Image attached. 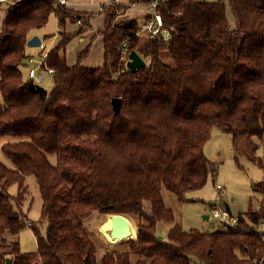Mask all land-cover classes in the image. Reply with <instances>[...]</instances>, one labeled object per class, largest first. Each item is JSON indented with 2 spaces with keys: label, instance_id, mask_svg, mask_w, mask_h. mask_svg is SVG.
<instances>
[{
  "label": "trees",
  "instance_id": "trees-1",
  "mask_svg": "<svg viewBox=\"0 0 264 264\" xmlns=\"http://www.w3.org/2000/svg\"><path fill=\"white\" fill-rule=\"evenodd\" d=\"M152 1L100 5L99 65L83 63L90 42L75 62L64 56L67 42L90 29L95 12L57 0H12L4 10L0 137L26 139L1 146L13 166L0 160V264L6 258L10 264H264V179L251 184L261 194L258 207L237 213L225 230L184 229L162 194L183 202L186 192L205 184L210 160L203 145L212 127L230 134L236 156L264 165L255 140L264 136V0H229L235 28L223 0H156L167 39L137 34L135 18L117 20L128 5ZM51 13L60 38L45 57L39 53L42 67L52 69L48 91L24 77L21 66L31 56V32ZM65 20L78 28L64 31ZM133 49L145 64L130 71L125 62ZM113 97L121 99L117 113ZM28 174L41 198L36 221L19 209ZM13 183L16 195L7 190ZM93 211L131 217L137 234L133 224L128 238L137 239L97 255L84 226ZM25 226L36 237L34 251H21L15 238Z\"/></svg>",
  "mask_w": 264,
  "mask_h": 264
},
{
  "label": "rangeland",
  "instance_id": "rangeland-1",
  "mask_svg": "<svg viewBox=\"0 0 264 264\" xmlns=\"http://www.w3.org/2000/svg\"><path fill=\"white\" fill-rule=\"evenodd\" d=\"M12 0H5L0 4V13H2L11 3ZM90 2L93 0H83ZM98 1V0H97ZM104 1V0H101ZM121 3L128 4V0H117ZM212 1V0H207ZM226 5V16L228 26L235 28L237 26V19L231 10L229 0H223ZM150 5L143 4H130L125 10L120 13L117 20L126 18H135L138 23L142 22L145 18V14L150 12ZM96 13V12H95ZM95 20L97 18L93 17ZM95 29L93 23H91L90 29ZM37 33L42 35H55L52 40V36L48 39H44L45 48L41 50L44 54L46 49L60 38V29L57 22V16L55 13H51L47 22L40 28L36 29ZM141 35V34H139ZM141 36H144L143 34ZM78 41L74 35L70 40ZM70 40L67 42L69 44ZM65 48V59L68 62H74L76 55H72L75 51L70 52L69 46ZM86 44V43H84ZM41 46V44H40ZM84 46V45H83ZM39 46L32 47L27 46L26 51L30 49L31 57L34 61L28 62L21 66V71L24 77H27L28 67H35L34 81L38 85L44 87L46 90H51L53 87V81L51 74L46 68L39 65L36 60H39ZM82 47V46H81ZM79 47V48H81ZM79 48L77 50H79ZM83 48V47H82ZM45 51V52H44ZM90 51V50H89ZM45 57V56H44ZM171 62L170 57L165 59ZM97 63H88L92 65ZM99 65V64H98ZM43 75L42 80H38V74ZM26 139L24 137H15L11 135H5L0 137V160L7 166L12 167V162L4 156L1 150V146L6 142H13ZM258 144L256 154L261 157L264 162V136L262 138H255ZM203 151L207 158L210 160V168L208 178L205 184L198 189L190 190L185 193L188 200L179 202L175 195L170 192L163 190V198L166 204L173 208L176 220L180 221L184 229L195 227L202 231H214V230H225L227 229L226 224L222 223L218 218L212 216V211L226 209L229 210L232 215H237L239 212L245 211L249 205L253 208H257L259 205V199L261 194L252 188V182L264 179V165H260L255 161L246 158L244 155H237L236 151L232 147L230 134L222 131L218 127H212L210 137L204 142ZM51 160H54V156H50ZM26 191L24 198L19 209L24 212L26 217L30 221H36L40 216L41 198L38 191L37 182L33 174H28L25 177ZM8 192L13 195L17 194V184H10L7 188ZM149 211L150 208L148 207ZM207 216V217H205ZM130 226L135 224L136 234L137 225L135 221L127 216ZM104 220V215L93 211L84 220V226L89 234L90 238L94 242L97 255H100L104 250L107 253H113L117 243H109L105 240L104 236L100 232V223ZM160 231L165 233L166 225L160 224ZM47 226V221L42 219L39 224V230L44 234ZM162 229V230H161ZM15 238L19 241L21 251H34L36 249V237L29 226L22 228L16 235ZM133 239L132 237L124 239L128 241ZM137 239L136 238L133 240ZM115 242V241H114ZM135 259V258H134ZM133 263V257H132Z\"/></svg>",
  "mask_w": 264,
  "mask_h": 264
},
{
  "label": "crops",
  "instance_id": "crops-1",
  "mask_svg": "<svg viewBox=\"0 0 264 264\" xmlns=\"http://www.w3.org/2000/svg\"><path fill=\"white\" fill-rule=\"evenodd\" d=\"M109 0H93L90 2H86L83 0H68V2L66 3V6H69L71 8H74L76 10H81V11H87V12H96L95 13V17L97 18V20H95L94 18L91 19V23L94 24L95 29H89L87 31H84L82 33L79 34H75L76 38L78 37L79 40H70L68 46H69V51H75L72 55H76V53L82 49V47H84L88 42L91 43L90 46V51L87 55V57L83 60L84 64H88V63H97V64H92V65H98L101 64L103 62V43H102V36L97 34V30L101 29L103 27V23H104V17L102 13H99L98 10L100 8V5L102 3H107ZM128 3V2H127ZM1 4V3H0ZM147 14V13H146ZM145 14V16H146ZM4 16V11L2 13H0V26H1V20ZM57 16V15H56ZM57 22H58V16H57ZM63 30L66 32H74L77 28H78V23L76 22H71L69 20H65L64 24H63ZM36 30L32 31L30 34V37L33 35H38L41 39L42 45L39 46V52H41V50H43L45 48V42L44 39H48L45 38L46 35H42L43 37L40 36L39 33L35 32ZM55 37V35H52V40ZM86 43V44H84ZM54 44V43H53ZM51 44L46 51L53 45ZM66 44V45H67ZM84 45V46H83ZM82 46V47H81ZM81 47V48H79ZM66 48V47H65ZM79 48V50H77ZM29 55H31V51L30 49L26 51ZM33 56V55H31ZM76 61V59H75ZM74 61V62H75ZM68 62V61H67ZM68 63H73V62H68ZM29 68V67H28ZM28 77V75H27ZM43 79V75L41 73L38 74V80H42ZM207 217V216H205ZM166 232V230H165ZM163 234V233H162Z\"/></svg>",
  "mask_w": 264,
  "mask_h": 264
},
{
  "label": "water",
  "instance_id": "water-1",
  "mask_svg": "<svg viewBox=\"0 0 264 264\" xmlns=\"http://www.w3.org/2000/svg\"><path fill=\"white\" fill-rule=\"evenodd\" d=\"M41 39L38 35H33L27 40V46L37 47L40 46ZM144 59L133 49L128 53L127 60L125 62L126 67L130 71L144 66ZM121 99L119 97H113L111 99L112 108L115 113L118 112ZM128 217L121 213H110L104 215V220L100 223V232L104 236L105 240L109 243H117L130 234V226L128 223ZM115 241V242H114ZM4 264H10V260L6 258Z\"/></svg>",
  "mask_w": 264,
  "mask_h": 264
},
{
  "label": "built area",
  "instance_id": "built-area-1",
  "mask_svg": "<svg viewBox=\"0 0 264 264\" xmlns=\"http://www.w3.org/2000/svg\"><path fill=\"white\" fill-rule=\"evenodd\" d=\"M4 1L5 0H0V3ZM57 1L61 5H66V3L68 2V0H57ZM110 1L112 0H109L108 2ZM114 1H117V0H114ZM149 5L151 6L150 12H148L145 18L143 19V21L139 23V31L137 34H141V35L143 34L145 36L146 35L159 36L162 39H167L169 37V31L166 27L163 26L161 16L156 11V0H153ZM41 45H42V42H41ZM122 47L124 48L126 47L125 43L122 44ZM45 55L46 54L43 53V57ZM43 57H41L39 60H36L40 66H44ZM27 61L32 62L34 61V58L30 56L27 58ZM45 68L51 74L52 69L47 68L46 66ZM35 70H36L35 67H29L27 71V75L29 77H34ZM212 216L214 218H218L224 224H234L237 220V216L232 215L230 211L226 209H222V210L214 209L212 211Z\"/></svg>",
  "mask_w": 264,
  "mask_h": 264
},
{
  "label": "bare ground",
  "instance_id": "bare-ground-1",
  "mask_svg": "<svg viewBox=\"0 0 264 264\" xmlns=\"http://www.w3.org/2000/svg\"><path fill=\"white\" fill-rule=\"evenodd\" d=\"M128 223H129V221H128ZM129 226H130V223H129ZM130 235H131V226H130V234L128 236H126L124 239L128 238Z\"/></svg>",
  "mask_w": 264,
  "mask_h": 264
}]
</instances>
